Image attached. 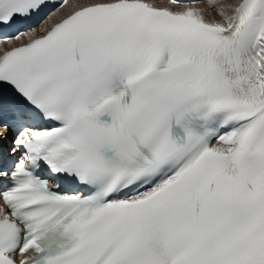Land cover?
Returning <instances> with one entry per match:
<instances>
[{"label":"snow or ice","instance_id":"obj_1","mask_svg":"<svg viewBox=\"0 0 264 264\" xmlns=\"http://www.w3.org/2000/svg\"><path fill=\"white\" fill-rule=\"evenodd\" d=\"M0 264H264V0H0Z\"/></svg>","mask_w":264,"mask_h":264}]
</instances>
